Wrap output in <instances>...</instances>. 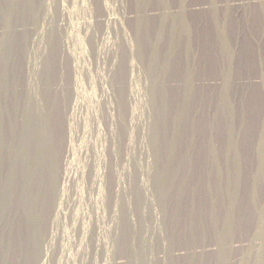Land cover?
<instances>
[{
	"label": "rangeland",
	"instance_id": "374dc122",
	"mask_svg": "<svg viewBox=\"0 0 264 264\" xmlns=\"http://www.w3.org/2000/svg\"><path fill=\"white\" fill-rule=\"evenodd\" d=\"M0 264H264V0H0Z\"/></svg>",
	"mask_w": 264,
	"mask_h": 264
},
{
	"label": "bare ground",
	"instance_id": "6f19581e",
	"mask_svg": "<svg viewBox=\"0 0 264 264\" xmlns=\"http://www.w3.org/2000/svg\"><path fill=\"white\" fill-rule=\"evenodd\" d=\"M73 176H74V174H72V172H69L68 177H69V178H72ZM69 178H68V179H69Z\"/></svg>",
	"mask_w": 264,
	"mask_h": 264
}]
</instances>
